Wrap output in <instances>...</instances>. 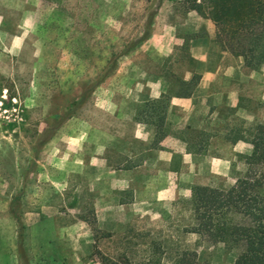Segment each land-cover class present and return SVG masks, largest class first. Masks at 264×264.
<instances>
[{"label": "rangeland", "instance_id": "obj_1", "mask_svg": "<svg viewBox=\"0 0 264 264\" xmlns=\"http://www.w3.org/2000/svg\"><path fill=\"white\" fill-rule=\"evenodd\" d=\"M199 18L211 21L175 0H0V263L173 264L195 252L199 264H234L232 241L192 232L190 204L181 200L187 191L170 186L154 194L120 173L113 190L106 171L94 180L83 170L92 139L110 142L106 156L116 168L125 164L123 150L140 148L107 136L125 130L110 103L122 100L125 79L133 80L123 69L181 75L197 67L188 45L206 35ZM171 38L173 54L165 58L156 49ZM254 129L255 136L264 132V106ZM245 164V172L241 164L235 170L238 180L249 174L247 158ZM255 170L264 174V165ZM219 189L228 190L223 183Z\"/></svg>", "mask_w": 264, "mask_h": 264}, {"label": "crops", "instance_id": "obj_2", "mask_svg": "<svg viewBox=\"0 0 264 264\" xmlns=\"http://www.w3.org/2000/svg\"><path fill=\"white\" fill-rule=\"evenodd\" d=\"M199 20L206 26V35L189 41V56L197 63L194 69L181 75L158 69L149 75L140 68L124 67L133 80L127 77L119 93L123 99L110 103L125 130L112 129L107 136H124L140 148L123 150L125 164L116 168L106 156L110 142L92 139L89 163L83 170H91L94 180L95 172L106 171L107 184L114 190L120 173L130 186L137 184L154 194L170 186L187 191L181 200L189 203L192 187L219 189L223 183L229 189L242 175L236 176L239 165L242 172L247 170L245 158L253 153L257 113L264 106V64L258 71L246 68L242 57L216 44L214 24ZM174 44V38L169 39L157 47V53L171 56ZM167 76L183 87L173 86ZM192 79L196 82L190 86ZM217 179L221 185L217 186Z\"/></svg>", "mask_w": 264, "mask_h": 264}, {"label": "trees", "instance_id": "obj_3", "mask_svg": "<svg viewBox=\"0 0 264 264\" xmlns=\"http://www.w3.org/2000/svg\"><path fill=\"white\" fill-rule=\"evenodd\" d=\"M155 1L162 3V0ZM175 4L185 12H195L213 21L223 49L242 57L251 69L263 61L264 0H175ZM155 14L151 11L147 15L142 39L149 37ZM229 23L231 30L222 29V24ZM252 144L253 153L247 157V177L237 180L226 191L194 186L189 201L192 232L200 238L232 241L234 247L229 249L238 252L234 264H264V197L261 194L264 174L255 170L264 165V132H259ZM233 217H240L244 223L235 222ZM182 254L173 264H189L186 257L191 255L194 264H199L195 252Z\"/></svg>", "mask_w": 264, "mask_h": 264}, {"label": "clouds", "instance_id": "obj_4", "mask_svg": "<svg viewBox=\"0 0 264 264\" xmlns=\"http://www.w3.org/2000/svg\"><path fill=\"white\" fill-rule=\"evenodd\" d=\"M29 22L28 21H25V24H28ZM25 35H26V33H25ZM17 43H19V41H17Z\"/></svg>", "mask_w": 264, "mask_h": 264}]
</instances>
